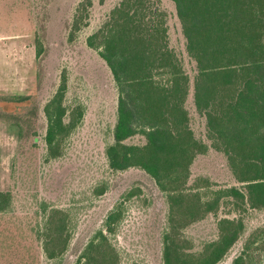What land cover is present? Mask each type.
I'll list each match as a JSON object with an SVG mask.
<instances>
[{"label":"rangeland","instance_id":"obj_1","mask_svg":"<svg viewBox=\"0 0 264 264\" xmlns=\"http://www.w3.org/2000/svg\"><path fill=\"white\" fill-rule=\"evenodd\" d=\"M121 1L0 0V95H32L30 105L14 109L30 119L24 124L25 136H20L18 126L0 118V191L12 195L9 209L0 211V264H75L100 229L117 248L118 264H164L163 239L172 230L168 196L143 169L111 167L106 150L114 142L119 91L107 62L87 41ZM162 1L169 13L170 44L193 74L195 63L186 52L175 4ZM76 15L80 28L75 30ZM43 30L40 69L36 44ZM63 73L67 123L79 109L83 117L53 156L45 140L44 107ZM188 106L196 136L210 144L206 117L196 111L192 97ZM127 142L143 144L146 138L137 134ZM208 185L242 186L226 156L213 147L194 159L188 191L204 193ZM130 191L135 194L130 196ZM235 207L224 201L217 212L183 224L176 238L184 252L199 255L219 238L220 220L231 218L243 220L244 232L217 264H237L238 257L245 261L241 264H264V208ZM53 208L62 210L71 235L69 247L58 259L47 257L39 234L45 232ZM114 210L120 219L107 230L106 218ZM252 239L256 240L247 247Z\"/></svg>","mask_w":264,"mask_h":264},{"label":"trees","instance_id":"obj_2","mask_svg":"<svg viewBox=\"0 0 264 264\" xmlns=\"http://www.w3.org/2000/svg\"><path fill=\"white\" fill-rule=\"evenodd\" d=\"M171 1L186 38V52L195 63L193 74L170 44L169 13L162 0H122L87 39L107 62L119 91L114 142L106 153L113 169L139 167L166 192L172 230L163 239L164 264H217L244 232L243 220H220L219 238L197 256L187 255L176 235L183 224L217 212L224 201L235 209L264 208V0ZM77 15L75 30L80 28ZM45 37L43 30L36 44L40 69ZM66 92L63 73L56 93L44 107L45 140L53 156L83 117L79 109L67 123ZM191 97L196 111L206 117L210 144L192 128ZM31 100V94L0 95V118L18 126L21 137L30 119L14 109L30 105ZM137 134L145 136L146 142H127ZM210 147L226 156L241 187L212 189L208 185L204 193L188 191L192 163ZM134 194L130 191L129 195ZM11 199L10 192L0 191L1 212L9 209ZM119 215L116 210L109 213L107 230H112ZM67 228L62 210L53 208L45 232H39L49 259L61 258L69 247ZM118 260L117 248L100 229L75 264H118ZM244 262L243 257L235 259L237 264Z\"/></svg>","mask_w":264,"mask_h":264}]
</instances>
